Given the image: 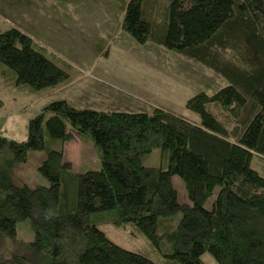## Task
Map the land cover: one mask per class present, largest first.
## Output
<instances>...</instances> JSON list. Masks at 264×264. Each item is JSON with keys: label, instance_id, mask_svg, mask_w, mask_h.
I'll list each match as a JSON object with an SVG mask.
<instances>
[{"label": "trees", "instance_id": "1", "mask_svg": "<svg viewBox=\"0 0 264 264\" xmlns=\"http://www.w3.org/2000/svg\"><path fill=\"white\" fill-rule=\"evenodd\" d=\"M122 12V29L137 44L161 46L228 85L187 101L196 118L158 108L76 109L61 100L29 120L26 141L0 135V250L5 241L22 248L0 264H203L206 254L217 264H264V177L251 166L264 158V0H127ZM36 38L0 29V72L30 95L70 85L71 69ZM72 131L92 140L101 170L75 172L65 160ZM155 149L167 154V168L143 165ZM30 152L45 154L38 171L48 186L19 176ZM175 176L189 203H179ZM26 221L34 233L28 244L17 240ZM105 227H131L149 249L126 250Z\"/></svg>", "mask_w": 264, "mask_h": 264}, {"label": "rangeland", "instance_id": "2", "mask_svg": "<svg viewBox=\"0 0 264 264\" xmlns=\"http://www.w3.org/2000/svg\"><path fill=\"white\" fill-rule=\"evenodd\" d=\"M127 0H36L35 10L0 1V29L16 27L36 35L48 56L71 69L72 83L62 89L40 94L13 88L10 78L0 72V135L24 142L29 120L54 101H67L76 109L150 113L164 109L177 115L196 118L186 109L189 99L199 92L213 95L228 84L203 65L153 43L137 44L122 29V9ZM73 140L64 147V158L75 172L101 170L92 140L72 131ZM44 153L30 152L28 161L17 166L19 176L31 187L48 186L39 174ZM167 154L155 149L143 158L147 168H167ZM264 177V158L251 164ZM180 204L189 203L184 182L173 177ZM219 190L207 202L210 208ZM116 245L131 252L149 249L142 235H132L131 227L100 228ZM17 240L34 241L30 222L17 225ZM20 245L5 241L0 262L20 254ZM203 264H217L208 254Z\"/></svg>", "mask_w": 264, "mask_h": 264}]
</instances>
